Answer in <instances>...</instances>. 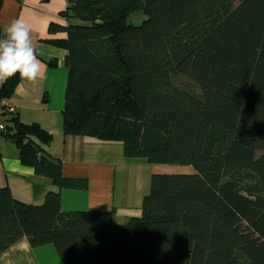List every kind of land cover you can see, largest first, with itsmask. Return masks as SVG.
Listing matches in <instances>:
<instances>
[{
	"label": "trees",
	"instance_id": "16d2710c",
	"mask_svg": "<svg viewBox=\"0 0 264 264\" xmlns=\"http://www.w3.org/2000/svg\"><path fill=\"white\" fill-rule=\"evenodd\" d=\"M66 2L48 25L64 37L47 39L66 52L63 134L191 170L152 173L140 215L121 223L113 208L62 211L57 191L28 204L0 186V253L25 237L63 264H264V0ZM136 10L146 18L128 23ZM6 113L1 134L22 164L87 187L43 149L50 133Z\"/></svg>",
	"mask_w": 264,
	"mask_h": 264
},
{
	"label": "crops",
	"instance_id": "0c3cea01",
	"mask_svg": "<svg viewBox=\"0 0 264 264\" xmlns=\"http://www.w3.org/2000/svg\"><path fill=\"white\" fill-rule=\"evenodd\" d=\"M66 0H2L0 5V37L13 20L23 19L31 28L34 48L42 64V73L36 82L20 79L6 102L12 105L23 123H38L52 135L43 149L62 163L65 177L86 179L85 189L59 188L33 168L18 159L15 144L0 134V186L8 187L13 198L28 204H40L47 191L60 195L62 211L114 209V222L121 223L141 213L143 196L148 192L150 175L154 172H189L153 170L147 174L141 158H126L122 145L84 135H65L62 131L67 68L65 50L47 39L64 37V33L50 34L51 21L63 22L60 12ZM51 61V63L49 62ZM2 82H0L1 87ZM0 99V121L4 113ZM145 160V159H144ZM134 165L137 166L133 173ZM166 168V165L165 167ZM131 169V170H130ZM117 172L119 173L118 178ZM136 176L135 183H133ZM0 264H63L52 244L31 246L21 237L0 253Z\"/></svg>",
	"mask_w": 264,
	"mask_h": 264
},
{
	"label": "clouds",
	"instance_id": "9594fccd",
	"mask_svg": "<svg viewBox=\"0 0 264 264\" xmlns=\"http://www.w3.org/2000/svg\"><path fill=\"white\" fill-rule=\"evenodd\" d=\"M0 37V82L19 74L21 79L36 82L42 64L34 48L30 26L23 19H15L3 29Z\"/></svg>",
	"mask_w": 264,
	"mask_h": 264
},
{
	"label": "rangeland",
	"instance_id": "374dc122",
	"mask_svg": "<svg viewBox=\"0 0 264 264\" xmlns=\"http://www.w3.org/2000/svg\"><path fill=\"white\" fill-rule=\"evenodd\" d=\"M146 18V15L143 13L142 10H136L132 13H130L126 20L128 23H131V24H135V25H138V24H141V22ZM143 163H145V172H147V174L150 172H153V170H160V171H170V170H177V171H180V167L182 166H171V165H166V168L165 165L163 164H152V163H148L146 160H144L143 158H141ZM133 173L135 174L136 173V170H137V166L134 165L133 167ZM131 170V169H130ZM182 170L186 171V170H191L189 167H186V168H183ZM119 176V173L117 172V176L116 178H118ZM135 179H136V176L134 177V180H133V183H135ZM137 180V179H136Z\"/></svg>",
	"mask_w": 264,
	"mask_h": 264
},
{
	"label": "built area",
	"instance_id": "2783aa9c",
	"mask_svg": "<svg viewBox=\"0 0 264 264\" xmlns=\"http://www.w3.org/2000/svg\"><path fill=\"white\" fill-rule=\"evenodd\" d=\"M1 103L6 112L13 113L15 111L14 107L10 105L8 102H6L5 98L1 99ZM3 129H4V123L0 121V134Z\"/></svg>",
	"mask_w": 264,
	"mask_h": 264
},
{
	"label": "bare ground",
	"instance_id": "6f19581e",
	"mask_svg": "<svg viewBox=\"0 0 264 264\" xmlns=\"http://www.w3.org/2000/svg\"><path fill=\"white\" fill-rule=\"evenodd\" d=\"M12 114V113H11Z\"/></svg>",
	"mask_w": 264,
	"mask_h": 264
}]
</instances>
